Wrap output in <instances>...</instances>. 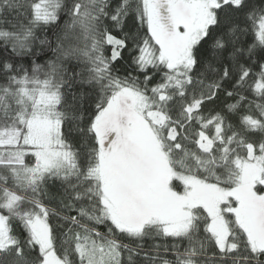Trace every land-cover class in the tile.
I'll use <instances>...</instances> for the list:
<instances>
[{
	"label": "trees",
	"instance_id": "obj_1",
	"mask_svg": "<svg viewBox=\"0 0 264 264\" xmlns=\"http://www.w3.org/2000/svg\"><path fill=\"white\" fill-rule=\"evenodd\" d=\"M210 12L190 64L175 71L160 59L143 0H0V133L16 136V144H0L10 151L3 155L10 161L0 159V264H39L43 251L29 224L37 217L63 264H264V248L252 247L229 210L235 196L220 203L223 248L200 204L182 230L155 220L129 230L101 201V155L111 153L103 168L118 178L117 161L132 151L108 123L107 103L120 87L161 112L154 134L175 172L237 189L235 160L258 158L264 177V0H215ZM35 117L56 125L53 145L64 159L38 162L42 148L24 141ZM21 148L29 150L22 155ZM168 185L187 188L177 177Z\"/></svg>",
	"mask_w": 264,
	"mask_h": 264
},
{
	"label": "rangeland",
	"instance_id": "obj_2",
	"mask_svg": "<svg viewBox=\"0 0 264 264\" xmlns=\"http://www.w3.org/2000/svg\"><path fill=\"white\" fill-rule=\"evenodd\" d=\"M214 3L215 0H143L148 30L160 47V59L168 68L179 71L180 66L190 64L191 45L211 20L210 7ZM156 4L164 10L161 12L165 20L163 27ZM146 106L142 93L126 87L116 89L107 103L106 112L111 129L120 137L127 138L132 149L131 153L117 161L123 171L122 175L120 172L117 174L118 178L103 168L106 159L111 158V153L106 151L104 157L101 155L102 168L98 173V181L101 201L110 218L119 227L129 230L155 220L162 223L166 230L179 231L187 225L191 207L200 204L209 216L210 231L219 247L223 248L227 245V226L220 211V203L231 195L238 199V203L236 207L228 208L241 221L252 247L264 248V190L253 188L257 181L264 185L259 159L235 160L241 185L237 189L220 188L195 176L179 174L167 164L154 134L153 127L161 119V112ZM27 127L24 141L42 148L38 162L52 165L56 160L65 158L64 152L53 145L57 140V129L53 122L35 117L28 121ZM9 132L3 130L4 137L0 133V144H16V136ZM173 134L174 130L170 128L169 136ZM6 150L9 147L1 148L3 154L0 151V159L10 161L3 156ZM22 152L24 155L27 151ZM36 153L35 156H38ZM9 154L10 151L7 152L8 157ZM91 174L96 175L93 171ZM171 177L180 179L187 188L182 192L173 190L168 185ZM29 224L31 236L43 251L39 264H63L49 247L42 219L37 217ZM5 234L6 221L0 214V245L6 241Z\"/></svg>",
	"mask_w": 264,
	"mask_h": 264
},
{
	"label": "crops",
	"instance_id": "obj_3",
	"mask_svg": "<svg viewBox=\"0 0 264 264\" xmlns=\"http://www.w3.org/2000/svg\"><path fill=\"white\" fill-rule=\"evenodd\" d=\"M13 149H14V148H13ZM21 149H22V150H19V151H18L19 154H22V153H23V152H22L23 150H26V149H27L26 151L29 150V148H21ZM15 152H16V151H15ZM19 159H20V156H19ZM19 159L17 160V162H19ZM16 169H18L20 172L22 171L21 173H24V170H25V168L22 167V166H17Z\"/></svg>",
	"mask_w": 264,
	"mask_h": 264
},
{
	"label": "flooded vegetation",
	"instance_id": "obj_4",
	"mask_svg": "<svg viewBox=\"0 0 264 264\" xmlns=\"http://www.w3.org/2000/svg\"><path fill=\"white\" fill-rule=\"evenodd\" d=\"M158 9H161V8H158ZM157 9V11H158V14H159V10ZM158 18H160V17H158ZM122 173H123V171H122Z\"/></svg>",
	"mask_w": 264,
	"mask_h": 264
}]
</instances>
